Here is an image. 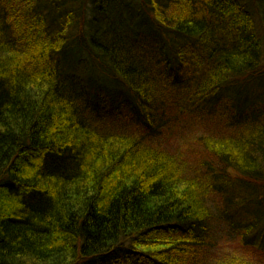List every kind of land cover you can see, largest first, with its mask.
I'll use <instances>...</instances> for the list:
<instances>
[{
    "label": "trees",
    "instance_id": "trees-1",
    "mask_svg": "<svg viewBox=\"0 0 264 264\" xmlns=\"http://www.w3.org/2000/svg\"><path fill=\"white\" fill-rule=\"evenodd\" d=\"M256 10L0 0V264H263Z\"/></svg>",
    "mask_w": 264,
    "mask_h": 264
},
{
    "label": "rangeland",
    "instance_id": "rangeland-1",
    "mask_svg": "<svg viewBox=\"0 0 264 264\" xmlns=\"http://www.w3.org/2000/svg\"><path fill=\"white\" fill-rule=\"evenodd\" d=\"M253 12L255 14V22L257 23L258 33L261 34V37L263 38V42H264V22L262 21V14L257 10L256 12L255 11ZM222 238H223L222 243L218 248L219 251H223V252L231 251V253H235L236 250H238L240 246V244L237 243L238 240L235 241V238L231 237L230 235H228L227 240L224 239L223 236Z\"/></svg>",
    "mask_w": 264,
    "mask_h": 264
}]
</instances>
